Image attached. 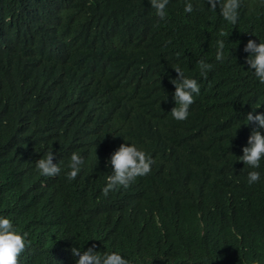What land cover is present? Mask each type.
<instances>
[{
    "label": "trees",
    "instance_id": "1",
    "mask_svg": "<svg viewBox=\"0 0 264 264\" xmlns=\"http://www.w3.org/2000/svg\"><path fill=\"white\" fill-rule=\"evenodd\" d=\"M191 3L160 20L149 0H0V216L29 234L19 264H76L71 249L93 244L130 264H264V159L251 185L238 160L248 113L264 114L243 50L264 42V0H242L235 25ZM177 65L200 85L185 121L170 113ZM123 143L156 163L104 197ZM49 151L51 178L36 169ZM73 152L85 163L69 181Z\"/></svg>",
    "mask_w": 264,
    "mask_h": 264
},
{
    "label": "clouds",
    "instance_id": "2",
    "mask_svg": "<svg viewBox=\"0 0 264 264\" xmlns=\"http://www.w3.org/2000/svg\"><path fill=\"white\" fill-rule=\"evenodd\" d=\"M149 3L156 10V16L160 20H165L169 0H149ZM207 3L212 11H216L219 6L221 16L228 23L235 25L238 22L242 0H207ZM193 11L195 8L191 0H185L184 12L190 14ZM219 35L224 36L226 33L221 31ZM224 48V41L218 40L215 59L221 63L225 58ZM243 50L249 53L246 64L254 70L253 73L258 81L264 84V42L257 44L255 40L250 39ZM197 66L200 74L205 78L207 73L214 68L213 64L204 60L198 61ZM173 70L177 73V78L171 80L170 83L175 88L173 99L176 107L172 108L170 113L175 120L185 121L190 115V107L195 103V97L200 94V85L196 79L187 77L179 65ZM255 110L248 113L245 120L247 121L246 126L255 124L257 127L252 130L247 146L242 149L243 155L238 158L239 162L253 169L248 173L249 185L260 181L261 173L255 169L260 168L261 161L264 159V131H262L264 130V114H255ZM54 159L53 151H49L44 158L36 161V169L41 176L51 178L61 173V167L59 163H53ZM84 163L81 154L73 152L66 178L69 181L75 180ZM155 163L152 156L136 144H121L111 155L112 172L107 176L106 186L102 190L103 196L108 197L110 192L119 191L121 188L127 189L138 178L150 175ZM28 235L27 232L21 234L11 219L0 216V264H19V257L31 246ZM95 247L96 245L93 244L86 251L73 247L71 253L74 257H78L76 264H130V261L118 251L101 253L95 251ZM255 264H260V261L257 260Z\"/></svg>",
    "mask_w": 264,
    "mask_h": 264
}]
</instances>
